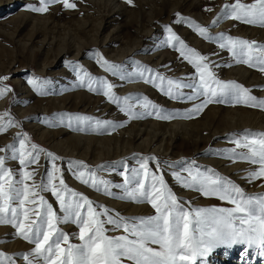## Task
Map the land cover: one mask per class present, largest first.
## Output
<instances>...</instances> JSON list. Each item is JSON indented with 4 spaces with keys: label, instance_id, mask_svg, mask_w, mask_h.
Segmentation results:
<instances>
[{
    "label": "rangeland",
    "instance_id": "obj_1",
    "mask_svg": "<svg viewBox=\"0 0 264 264\" xmlns=\"http://www.w3.org/2000/svg\"><path fill=\"white\" fill-rule=\"evenodd\" d=\"M70 2L76 4L75 9L65 10L62 5L55 4L49 12L36 14L26 9L37 5L38 0H0V76H8L9 80L4 83L13 89L0 99V116L7 112L19 125L9 127L0 134V148L13 143L19 147L14 138L26 134L31 143L59 158L56 163L62 173L57 175L62 174L68 188L126 219L154 215V209L148 203L120 199L123 195L121 188H111L114 195L108 196L82 184L73 175L70 161L98 170V178L116 185L124 182L120 174L124 167L139 168L140 158L154 157L155 161L149 163V168L155 172L157 162L161 163L166 183L181 201L190 202L196 208L226 207L216 198H206L198 192L184 189L173 178V172L181 169V162H194L201 169H212L225 176L216 167L207 165L210 160L216 159L226 161L227 166H249L247 162L233 163L223 154L234 149L235 144L231 141L240 138L246 131L264 133V110L243 104L211 103L199 115L184 118L183 114L200 103L199 100L169 99L150 83L121 80L99 66L95 53L113 64L122 65L128 73L136 64H141L170 79H190L197 75L195 69L164 43L168 36L166 28L170 27L188 47L207 55L214 65H219L214 66L213 71L221 81H234L264 100V72L236 63L227 50H221L217 44L201 38L189 24L176 23V19L179 14L188 21L207 27L212 37L224 34L254 41L258 45H264V27L229 19L213 26L212 21L221 15L223 6L235 0H132L131 5L125 0ZM243 2L251 3L252 0ZM74 65L112 84L114 94L121 99L146 97L164 112L181 115L169 120L155 116L129 120L117 104L109 102L104 95L89 91L87 86H79ZM33 78L45 82L41 89L44 94L28 83ZM179 91L191 94L190 89ZM129 103L137 101L130 100ZM135 110L141 109L137 106ZM61 114L86 116L92 121H111L123 126L108 131L95 129V126L90 129L86 125L80 126L85 130L79 131L76 125L68 127L67 121L63 125L50 126L53 118ZM212 135L214 140L210 138ZM201 148L205 150L203 154L184 156L192 150L201 152ZM45 153L41 154L38 165L27 169L35 171V182L41 181L46 169L51 170V162ZM6 166L17 173L18 179V162L10 160ZM181 174L187 175L186 172ZM246 177L243 180L247 181ZM54 182L59 184L58 179ZM262 185L264 182L259 187ZM40 195L58 215H63L51 191L41 192ZM256 195H264V190ZM141 211L143 214L140 216H132ZM58 227L68 234L70 243H80L79 228L75 223H62ZM0 231L5 232L0 234V252L12 256L15 264H25L22 256L33 245L16 237L11 226L0 225ZM121 234L120 231L108 232V235ZM15 242H18L17 249L13 251L15 247H12L11 251L9 247ZM245 247L220 246L210 254L208 264H244L241 253ZM251 257L253 262L258 260L256 264H264V258L256 257L254 249L251 250Z\"/></svg>",
    "mask_w": 264,
    "mask_h": 264
},
{
    "label": "snow or ice",
    "instance_id": "obj_2",
    "mask_svg": "<svg viewBox=\"0 0 264 264\" xmlns=\"http://www.w3.org/2000/svg\"><path fill=\"white\" fill-rule=\"evenodd\" d=\"M125 2L132 4V0ZM55 4L62 5L65 10L76 8V4L70 0H38L37 5L26 10L45 14ZM223 19L264 27V0H252L251 3L235 0L234 3L225 4L221 15L212 21V25H217ZM176 23L189 24L201 38L231 53L236 63L264 72V45L224 34L212 37L207 27L188 21L179 14ZM166 31L168 36L164 43L192 65L196 76L183 81L174 80L141 64H136L133 71L128 73L122 65L107 61L98 52L95 53L96 62L105 72L121 80H141L158 87L169 99L199 100L200 103L183 114L184 118L199 115L211 103L243 104L264 110V100L234 81H221L213 71V67L219 65H214L207 55L188 47L170 27ZM73 70L77 73L79 86H87L89 91L104 95L109 102L117 104L129 120L143 116L169 120L181 115L164 112L146 97L121 99L114 94L112 84L91 76L78 65H74ZM8 80V76H0V99L13 91L4 83ZM28 83L44 94L41 91L44 81L33 78ZM181 89H190L191 94L186 95L179 91ZM130 100L137 103H129ZM137 106L140 111L135 110ZM65 121L68 127L76 125L79 131L85 130L80 127L82 125L90 129L95 126V129L104 131L123 126L70 114L54 117L50 126L63 125ZM9 127L19 125L6 112L0 116V134ZM14 140L18 141L19 147L13 143L0 148V153H4L0 155V225L11 226L15 229L16 237L33 245L22 256L25 264H208V257L214 249L232 245H246L241 253L244 264H253V249L256 257L264 258V195L248 196L242 188L212 169H201L194 162H181V169L173 172V178L184 189L198 192L206 198H216L232 207L196 208L190 202L181 201L166 183L161 163L157 162L155 172L149 168V163L155 161L154 157L140 158L139 168L124 167L120 173L124 182L116 185L98 178V170L70 161L73 175L82 184L108 196L114 195L111 188H121L123 195L120 199L148 203L154 209V215L126 219L68 188L62 174L57 175L62 173L56 163L59 158L31 143L26 134ZM231 142L235 148L224 153V158L233 163L240 161L258 166L249 171L246 179L250 183L264 180V133L246 131ZM236 149L245 151L237 152ZM42 153L51 162V170L46 169L41 181L35 182V171L27 169L39 164ZM10 160L20 165L18 179L17 173L6 166ZM57 179L59 184L54 182ZM47 191L55 196L62 216L40 195ZM69 222L79 228V244L70 243L68 234L58 227ZM109 231H120L122 234L108 235ZM0 264H15V260L0 252Z\"/></svg>",
    "mask_w": 264,
    "mask_h": 264
},
{
    "label": "bare ground",
    "instance_id": "obj_3",
    "mask_svg": "<svg viewBox=\"0 0 264 264\" xmlns=\"http://www.w3.org/2000/svg\"><path fill=\"white\" fill-rule=\"evenodd\" d=\"M242 128H236V130H241ZM215 136L214 135H212L210 138H211V140H214L213 138H214ZM182 142V141H181ZM212 143V142H211ZM209 145H211V144H209ZM202 149V148H201ZM168 150V149H167ZM203 152H205V150H203L202 149V151L201 152H199L198 150H192V151H189V152H187V154H185L184 156H187V157H190V156H193V155H195V154H197V153H202L203 154ZM215 159V158H214ZM226 162V161H225ZM224 161L222 162V160H210L208 163H207V165L208 166H210V167H216V169H219L220 170V172L222 171L224 174H226L228 177H230L229 179H231V181H236V185H238L239 187H241V188H243V190L244 191H247V192H245L246 193V195H256V194H258V193H261L263 190H264V186H262V187H259L261 184H262V182H264V180H256V181H254V182H252V183H250V182H248V180L247 181H245V180H243L244 178H245V176H247L248 175V173H249V171L250 170H253L254 168H256V166H254V165H247V166H244V165H241V164H236V165H233V166H227L226 165V163H225ZM231 164V163H230ZM244 172V173H243ZM247 172V173H246ZM221 174V173H220ZM219 174V175H220ZM222 176V177H225V178H227V176ZM239 183V184H238ZM246 183H248L249 185H246ZM189 195V194H188ZM190 198V197H189ZM191 199V198H190ZM222 203L223 204H225V206L226 207H232V205H230V204H228V203H226V202H223L222 201ZM215 207H217V206H215ZM221 207H224L223 205H221ZM143 209V208H142ZM145 210V209H144ZM141 214H143L142 213V211H141V213L140 212H138V213H136V214H132V216L134 217V216H136L137 217V215H141ZM129 216V215H128ZM131 217V216H130ZM6 231V230H5ZM3 233H5V232H3V231H0V234L2 235ZM9 238V237H8ZM17 243L18 242H15L13 245H11L10 247H9V249L12 251V247H15L16 245H17ZM17 248L15 247V248H13V251H15ZM256 261L255 262H253V264H256V263H258V260L257 259H255Z\"/></svg>",
    "mask_w": 264,
    "mask_h": 264
}]
</instances>
